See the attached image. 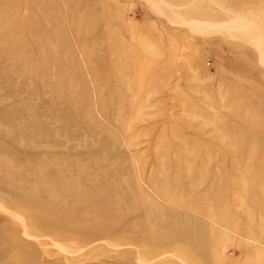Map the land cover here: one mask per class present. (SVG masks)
Returning <instances> with one entry per match:
<instances>
[{
    "label": "rangeland",
    "instance_id": "374dc122",
    "mask_svg": "<svg viewBox=\"0 0 264 264\" xmlns=\"http://www.w3.org/2000/svg\"><path fill=\"white\" fill-rule=\"evenodd\" d=\"M0 264H264V0H0Z\"/></svg>",
    "mask_w": 264,
    "mask_h": 264
}]
</instances>
